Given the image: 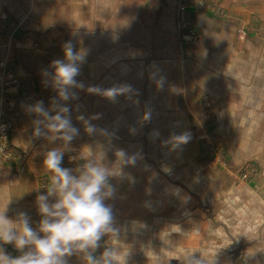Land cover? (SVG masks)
Here are the masks:
<instances>
[{
	"label": "crops",
	"instance_id": "obj_1",
	"mask_svg": "<svg viewBox=\"0 0 264 264\" xmlns=\"http://www.w3.org/2000/svg\"><path fill=\"white\" fill-rule=\"evenodd\" d=\"M182 1L194 40L183 37ZM69 40L88 53L77 77L86 87L127 83L138 91L116 102L79 91L71 101L81 132L63 167L75 170L89 149L103 150V163L117 172L110 178L115 198L106 203L123 216L115 223L119 239H104L127 254L126 264H187L190 257L205 264H264V210L251 205L218 222L221 211H190L188 201L196 195L190 184L206 179L213 139L260 134L254 123L264 121V0H0V119L12 123L10 154H0V210L12 219L27 212L33 227L41 218L36 196L50 184L45 155L62 142L36 138L35 117L22 105H49L55 92L42 70L63 58ZM153 72L165 78L162 89L150 80ZM77 105L88 117L100 114L92 123L113 135L85 133ZM147 110L152 117L146 122ZM184 132L190 141L174 147L170 136ZM118 149L138 154L135 165L120 167ZM259 163L250 202L264 207V159ZM180 185L188 188L177 191ZM175 194L187 204L178 211ZM127 211H134L133 223ZM69 264L83 261L74 255Z\"/></svg>",
	"mask_w": 264,
	"mask_h": 264
},
{
	"label": "clouds",
	"instance_id": "obj_2",
	"mask_svg": "<svg viewBox=\"0 0 264 264\" xmlns=\"http://www.w3.org/2000/svg\"><path fill=\"white\" fill-rule=\"evenodd\" d=\"M62 50L63 58L54 59L48 68L42 70L43 82L55 92L49 105L45 106L43 100L22 105L26 113L35 117L32 124L36 138L62 142L60 147L47 151L43 161L45 170L51 175L47 191L39 193L35 200L41 218L33 227L27 212H19L17 218L12 219L6 214V208L0 210V264H69V258L74 255L80 256L83 264H126L127 254L122 257L118 247L105 246L102 253L96 254L106 235L118 240L120 231L115 226L113 207L106 203L115 198L116 189L110 178L117 172L103 163L105 152L102 150L97 154L89 149L88 157H82L85 162L75 170L62 165L65 151L81 132V128L73 123L71 106V101L79 99V91L111 102H116L120 96L131 99L138 95V91L127 83L113 84L108 88L100 85L86 87L77 77L82 74L87 51L77 49L71 40L64 43ZM157 77L158 72L149 74L150 80L162 89L165 78ZM75 111L78 113L76 120L88 135L99 133L109 138L113 135L92 123L100 118V114L88 117L80 112L79 105ZM151 117V110H147L142 119L147 122ZM130 133L134 134L135 129H130ZM190 139L188 132L170 136L174 147H180ZM116 155L120 167L135 165L138 158V154L129 156L122 149H118ZM7 244L13 245L21 254L10 255L3 247ZM187 264L205 262L190 257Z\"/></svg>",
	"mask_w": 264,
	"mask_h": 264
},
{
	"label": "rangeland",
	"instance_id": "obj_3",
	"mask_svg": "<svg viewBox=\"0 0 264 264\" xmlns=\"http://www.w3.org/2000/svg\"><path fill=\"white\" fill-rule=\"evenodd\" d=\"M254 124V130L259 132V135H237L223 139L216 137L212 140L213 144L206 154L208 160V166L205 170L206 179L202 180L201 183H194L191 180L193 182L190 184L192 197L194 192L196 199L193 197L188 200L190 211H207V214L212 216H214L213 211H221L218 213V219H216L218 222H224L230 211H250L251 205L252 208L255 206L254 210H264L263 206H257L256 203L251 204L250 202L252 192L249 187L252 181L258 178L259 162L264 159V121L258 120ZM180 186L177 191L188 188V185ZM161 187L162 185H160ZM199 192L202 193L201 199H198ZM238 192L242 194L239 196L240 199L237 196ZM173 201H176L173 206L175 211L187 206L186 201L177 194H175ZM116 212L118 213V211ZM132 213L134 211H127L128 223L135 221V215ZM114 217L115 223L123 218L118 214ZM110 243L103 238L101 247L96 254L102 253L105 246H111ZM3 247L12 256L21 254L16 249L6 247V245Z\"/></svg>",
	"mask_w": 264,
	"mask_h": 264
},
{
	"label": "built area",
	"instance_id": "obj_4",
	"mask_svg": "<svg viewBox=\"0 0 264 264\" xmlns=\"http://www.w3.org/2000/svg\"><path fill=\"white\" fill-rule=\"evenodd\" d=\"M187 5L182 1L179 6V18L182 27H184L183 31V37L191 38L192 40L196 39V35L194 31L191 29L190 24L188 20L185 17V10H186ZM188 29V31L185 30ZM12 128V123L11 121L7 119H0V154L7 156L10 154V130ZM67 162L63 161L62 166H66Z\"/></svg>",
	"mask_w": 264,
	"mask_h": 264
}]
</instances>
